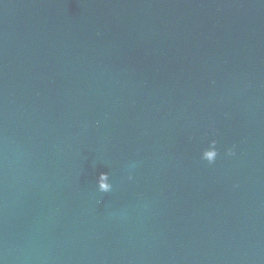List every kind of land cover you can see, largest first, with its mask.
<instances>
[{
  "label": "water",
  "instance_id": "95a60500",
  "mask_svg": "<svg viewBox=\"0 0 264 264\" xmlns=\"http://www.w3.org/2000/svg\"><path fill=\"white\" fill-rule=\"evenodd\" d=\"M0 264H264V0H0Z\"/></svg>",
  "mask_w": 264,
  "mask_h": 264
},
{
  "label": "clouds",
  "instance_id": "9594fccd",
  "mask_svg": "<svg viewBox=\"0 0 264 264\" xmlns=\"http://www.w3.org/2000/svg\"><path fill=\"white\" fill-rule=\"evenodd\" d=\"M225 154L229 157L235 156L236 155V146L232 145L231 147H227L225 149ZM219 155V149L217 148V140L216 139H211L208 142V146L203 148L201 153H200V158L201 160L207 161L209 165H212L215 163L217 157ZM101 176L103 177L99 182H98V191L100 193H106V192H111L113 189V184L112 182L108 181L107 179V173H102ZM133 177L131 173L128 175V179L131 180Z\"/></svg>",
  "mask_w": 264,
  "mask_h": 264
}]
</instances>
